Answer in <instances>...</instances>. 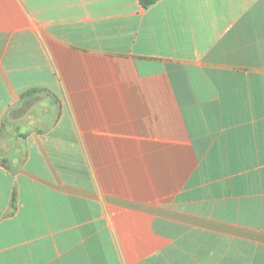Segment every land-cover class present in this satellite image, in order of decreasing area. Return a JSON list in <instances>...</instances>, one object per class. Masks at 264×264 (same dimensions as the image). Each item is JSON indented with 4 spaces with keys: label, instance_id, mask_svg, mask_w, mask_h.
<instances>
[{
    "label": "crops",
    "instance_id": "crops-1",
    "mask_svg": "<svg viewBox=\"0 0 264 264\" xmlns=\"http://www.w3.org/2000/svg\"><path fill=\"white\" fill-rule=\"evenodd\" d=\"M0 264H264V0H0Z\"/></svg>",
    "mask_w": 264,
    "mask_h": 264
},
{
    "label": "trees",
    "instance_id": "trees-1",
    "mask_svg": "<svg viewBox=\"0 0 264 264\" xmlns=\"http://www.w3.org/2000/svg\"><path fill=\"white\" fill-rule=\"evenodd\" d=\"M157 1L158 0H139L140 4L145 8L155 4ZM35 93H37V90L28 91L22 95V98L28 97V96L35 94Z\"/></svg>",
    "mask_w": 264,
    "mask_h": 264
}]
</instances>
